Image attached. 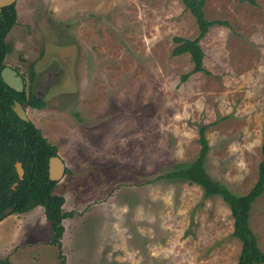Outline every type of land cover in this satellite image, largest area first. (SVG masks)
<instances>
[{
  "label": "rangeland",
  "instance_id": "rangeland-1",
  "mask_svg": "<svg viewBox=\"0 0 264 264\" xmlns=\"http://www.w3.org/2000/svg\"><path fill=\"white\" fill-rule=\"evenodd\" d=\"M209 71L173 55L195 38L182 0H17L5 63L45 68L46 106L31 120L59 147L66 172L67 264H235L242 243L230 207L198 184L148 180L190 163L208 125V172L236 194L256 183L264 142V0H205ZM40 66H38L39 68ZM43 70V71H45ZM51 83L50 86H48ZM47 85V86H45ZM49 93V94H48ZM250 225L264 250V193ZM43 207L0 220L5 264H61ZM264 264V263H261Z\"/></svg>",
  "mask_w": 264,
  "mask_h": 264
},
{
  "label": "trees",
  "instance_id": "trees-1",
  "mask_svg": "<svg viewBox=\"0 0 264 264\" xmlns=\"http://www.w3.org/2000/svg\"><path fill=\"white\" fill-rule=\"evenodd\" d=\"M185 7L195 16L199 34L195 38L175 36L173 55L189 53L194 63L193 68L181 75V81H186L193 73L209 71L204 66V50L200 44L214 24H228L219 19H208L205 13V0H182ZM255 3V0H241ZM18 12L16 3L0 10V70L6 65L3 62L7 51L6 36L17 23ZM24 92L15 91L9 87L0 74V216L12 207L14 213H26L36 206H43L46 219L50 222L52 236L50 243L59 249L61 264H67L62 250V237L65 232L64 219L71 212L64 210L65 196L55 192L58 181L49 176V161L59 154V147L44 136L42 130L33 122L21 119L13 109L14 100L24 103L20 96ZM26 102L37 108H43L45 103L34 96ZM208 125L199 130L201 144L199 155L190 163L179 162L171 170L153 179L181 180L200 185L207 197L220 195L228 204L234 219L233 234L241 241L242 248L235 264L264 263V250L260 248L256 233L250 225V214L254 202L264 193V142L262 144V160L259 164L258 179L254 186L245 194H236L225 184L216 180L206 168V160L210 151L206 136ZM17 161L22 162L24 176L21 179L16 170ZM18 184L14 187V183ZM7 260L0 259V264ZM9 264V263H8Z\"/></svg>",
  "mask_w": 264,
  "mask_h": 264
},
{
  "label": "water",
  "instance_id": "water-1",
  "mask_svg": "<svg viewBox=\"0 0 264 264\" xmlns=\"http://www.w3.org/2000/svg\"><path fill=\"white\" fill-rule=\"evenodd\" d=\"M17 0H0V10L3 7L12 5L16 3ZM2 77L4 82L11 88H13L16 91H21L22 86H23V80L21 75L17 73V71L12 68L11 66H5L2 70ZM14 111L17 113V115L25 120V121H30V117L22 105L21 102L15 101V104L13 106ZM16 170L18 172L19 177L22 179L24 176V168L22 166L21 161H17L15 164ZM66 172V162L64 159L60 156V154L52 156L49 161V176L52 180L54 181H59L60 179L63 178ZM18 184V182L14 183V187ZM12 207H8L5 209L3 215H7L13 212ZM2 216H0V220Z\"/></svg>",
  "mask_w": 264,
  "mask_h": 264
},
{
  "label": "flooded vegetation",
  "instance_id": "flooded-vegetation-1",
  "mask_svg": "<svg viewBox=\"0 0 264 264\" xmlns=\"http://www.w3.org/2000/svg\"><path fill=\"white\" fill-rule=\"evenodd\" d=\"M0 56H1V52H0ZM4 59H5V57H4ZM4 59H3V60H4ZM40 61H41V60H40ZM40 61L38 62V64H37L35 70H34L33 68H31V70L29 71V74H28L27 76L24 75L23 72H21L18 68L14 67V66H11V65H8V64L5 63V64H6L5 66H7V65H8V66H11V67L14 68V69L17 71V73H18L19 75H21V77H22V80H23V86H22L21 91H18V92H24V95H21L20 97H21L22 99L25 100L24 103L21 102L25 109H26L27 106H30V107H32V108H34V109H40V108H37V107H33V106L29 105V104L26 102V100H28L29 97L34 96V97H36L37 99H39V100H41V101H43L44 97H47V94L44 96V95H42V94L39 92V90H38V85H39V82H40L41 79H44V81H46L47 83L50 82L49 77L44 76L45 73H46V70H45L46 66H45L44 68H41V63H40ZM3 62H5V61H3ZM5 66H4V67H5ZM38 66H40V67L38 68ZM2 70H3V69L0 70L1 77H2ZM43 70H45V71H43ZM2 78H3V77H2ZM50 85H51V83H50L48 86H50ZM45 86H47V85H45ZM15 91H16V90H15ZM48 94H49V93H48ZM15 101H19V100H16V99H15V100H14V104H15ZM19 102H20V101H19ZM43 102H44V101H43ZM44 103H45V102H44ZM14 104H13V106H14ZM45 106H46V103H45L44 107H45ZM26 111H27V109H26ZM27 113H28V111H27ZM29 117H30V116H29ZM30 121H32L31 118H30Z\"/></svg>",
  "mask_w": 264,
  "mask_h": 264
},
{
  "label": "crops",
  "instance_id": "crops-1",
  "mask_svg": "<svg viewBox=\"0 0 264 264\" xmlns=\"http://www.w3.org/2000/svg\"><path fill=\"white\" fill-rule=\"evenodd\" d=\"M36 207H43V206H36ZM35 207V208H36ZM43 209H44V207H43ZM44 211H45V209H44ZM27 213V212H26ZM4 222V218L2 219V223Z\"/></svg>",
  "mask_w": 264,
  "mask_h": 264
}]
</instances>
